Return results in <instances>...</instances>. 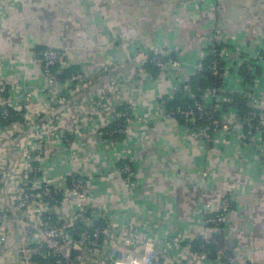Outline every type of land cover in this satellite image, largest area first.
<instances>
[{"label":"crops","instance_id":"0c3cea01","mask_svg":"<svg viewBox=\"0 0 264 264\" xmlns=\"http://www.w3.org/2000/svg\"><path fill=\"white\" fill-rule=\"evenodd\" d=\"M216 33L231 73L226 82L237 88L238 58L264 56V0H0V78L11 91L41 87L39 48L59 51L80 76L104 66L107 57L119 58L126 72L153 47L175 50L182 65L174 77L159 73L138 85L145 99L138 102L137 114L149 119L158 99L171 95L190 75ZM262 66L258 72L263 73ZM101 84L93 80L87 92L99 91ZM249 86L264 105V78H253ZM146 126L132 129V147L125 139L141 204L127 200L109 157L88 164L102 174L99 196L108 195L117 210H127L159 239L200 232L202 203L216 208L232 191L233 208L221 231L224 246L239 264H264V166L254 150L241 148L235 136L223 146L219 141L191 146L182 126L168 117ZM50 161L44 170L55 181L71 170L59 156Z\"/></svg>","mask_w":264,"mask_h":264},{"label":"built area","instance_id":"2783aa9c","mask_svg":"<svg viewBox=\"0 0 264 264\" xmlns=\"http://www.w3.org/2000/svg\"><path fill=\"white\" fill-rule=\"evenodd\" d=\"M221 43L222 40L216 33L207 45L209 51L204 52L194 63L190 75H197L203 69L202 60L207 53L215 57L210 67L212 75L223 82L230 77V70L224 64L225 50L223 46L220 48ZM119 44L122 45L123 42ZM174 52L176 51L160 46L153 47V56L139 60L138 69L132 76L139 78L141 75H149L145 67L148 64L156 67L159 72L180 68L182 62ZM36 55L41 60V74L47 84L46 99L54 104L68 95L86 91L88 88H83L82 80L93 81L87 76L57 79L52 69L56 65H70L66 63L63 55L53 48L38 50ZM243 64H246V69L254 78L255 66L264 64V58L259 57L255 61L243 58L239 66ZM110 65H114V62L106 59L104 66L108 68ZM130 84H119L113 87L114 91L106 90L105 87L96 91L98 93L95 96L86 94L79 105H71L72 108L59 117L60 131L54 136L71 133L69 126L74 118L67 114L75 109L89 118L102 119L104 127L125 123L124 129L118 124L116 130L108 133L109 137L113 134L124 135L125 129L135 122L145 125L156 117H168L177 121L175 117L179 116L184 119L185 126L182 128L188 138L196 144L207 145L220 141L221 133H225L221 142L224 145L230 143L228 140L231 135L226 132L228 128L222 120L223 116L227 118L230 112L214 117L215 111L220 110L218 106L209 110L203 103H198L196 112L190 109L184 111L181 108L167 111L163 105L157 103L155 113L149 119L143 118L137 114L136 106L139 101L131 95L130 89L138 87L139 80ZM240 84V87L228 91L205 90L202 99L206 104L213 99L218 104L229 103L235 106L230 115H233L240 128L238 135H235L236 143L241 148L254 150L255 160L264 166L262 96L253 91L249 84L242 81ZM56 85L62 86L64 90L53 92ZM234 94L240 95L241 102L248 107L244 118L238 115ZM37 99L38 94L35 91L17 92L7 89L0 78L1 117L8 120L12 110L22 118L21 122H13L0 128V264H225L222 261V250H216L212 257L203 245L200 250L195 249L194 242L200 237L207 244L210 232L223 230L233 208L234 192H226L216 208L208 202L202 203L199 214L200 232L190 235H167L156 239L145 224L137 223L128 217L127 210L114 208L112 203L108 202V195H97L96 188L101 176L97 177L100 172L82 166L58 181L46 173V146L43 144L46 134L40 131L42 128L37 124ZM45 106L46 104L43 105L44 108ZM121 106L123 108L118 111L117 108ZM202 120L210 122L209 126H198ZM243 126L246 127L245 132ZM100 133L103 141L105 138L102 129ZM108 142L114 143L118 151L113 165L122 158H127L124 148H119V144L111 138ZM117 171L127 200L140 205L137 201L138 188L134 166L125 163ZM129 209L133 212L132 206ZM97 222H100V225H97ZM231 261L228 264H232Z\"/></svg>","mask_w":264,"mask_h":264},{"label":"rangeland","instance_id":"374dc122","mask_svg":"<svg viewBox=\"0 0 264 264\" xmlns=\"http://www.w3.org/2000/svg\"><path fill=\"white\" fill-rule=\"evenodd\" d=\"M175 56L177 55L178 60L180 62L181 58L179 57L177 52H174ZM106 59H110V62H114V65H110L107 67L100 66L94 71L88 72L85 77H91L94 82H102L101 87H98L97 90H102L106 87V90L114 91L113 87H116L119 84H122L124 86L131 85L130 82L139 80V84L142 83L144 80L149 78V75H141L139 78L133 77L132 73L137 71L138 69V63L139 60H136L132 66V68L127 69L126 72L122 71V68L125 66L121 65V62L118 61L119 58L117 57H107ZM131 62V61H130ZM111 64V63H110ZM118 64V65H117ZM130 70V71H129ZM174 71H178L179 68L172 69ZM168 71H160V73H164ZM169 74V72H168ZM138 84V85H139ZM46 82L41 87H38L33 90H27L29 92H37L38 94V106L36 107L38 110L37 116V124L38 127H41V132L46 134L44 136V146L46 155L44 156L45 160H50L53 156H59L60 163L63 165H68L71 167L68 174L77 168H80L82 166H90L88 164H94L99 163L101 161H108V157L110 158L109 161H112L113 163L117 159L118 151L115 149L114 143H109L108 139L101 140L100 137V131L105 125L104 121L99 118H89L87 116H84L83 113H78L75 109H73L72 112H69L67 115H69L72 119L71 126L69 128L71 129V133H65L64 135L60 137L54 136L60 131L61 123H59V117L63 114H65L69 108H72L71 105L73 104H80V100L86 95L89 94L86 91L84 92H78L71 95H68L66 98H62L59 103L54 104L53 102L49 101L46 96L47 90ZM131 89V95L134 98H138V101H143L145 99L144 94L142 93V90L139 87H136L135 89ZM64 88L60 85H56L53 92L63 91ZM230 92V91H229ZM98 92H95L92 94V96L97 95ZM55 95V93H54ZM45 108H43V105H45ZM155 113V110L153 114ZM232 111H230V114ZM225 118L223 116V123L227 126L228 130L226 132H229L231 136L238 135L239 131V125L236 123V121L233 118V115H230ZM79 115V116H78ZM156 117V116H155ZM161 118H155L154 120H158ZM227 119V120H226ZM153 121V120H152ZM147 121V122H152ZM102 124H104L102 126ZM147 124V123H146ZM145 125L140 124L139 122H135L127 127L125 129V139L128 138L130 141L128 145L132 147V132L134 128H145L147 127ZM50 134V135H47ZM225 133L219 134V137L222 139ZM59 136V135H58ZM125 139L123 142H121V145L125 143ZM134 141H137V139H133ZM189 143L191 146H195L196 143L191 141L189 138ZM219 141V146H223L224 144ZM57 147V148H56ZM126 150L127 159L130 158V160L133 158V153L131 152L130 148L129 151L131 152V155L128 152V149L125 145L121 146ZM128 147V146H127ZM98 148L99 151L93 152L92 150H95ZM134 160V159H133ZM113 163L111 166H114ZM104 170V168L102 169ZM98 171V170H95ZM100 172V171H98ZM101 173V172H100ZM98 174L99 178L102 176V174ZM67 174V175H68ZM115 208V206H114Z\"/></svg>","mask_w":264,"mask_h":264},{"label":"trees","instance_id":"16d2710c","mask_svg":"<svg viewBox=\"0 0 264 264\" xmlns=\"http://www.w3.org/2000/svg\"><path fill=\"white\" fill-rule=\"evenodd\" d=\"M222 46H223V44L221 43L220 48H222ZM43 49H45V48H39L38 50L40 51ZM208 51H209V48H207L205 50V52H208ZM148 56H149V58H151L153 55H152V53H149L147 56H144V57H148ZM260 57H262V56H260ZM142 58L143 57L139 56V59L137 58L136 60H141ZM243 58L244 57L240 56L238 58V63L240 62V60H243ZM262 58H264V56ZM214 59H215L214 56H212L211 54L205 53L204 59L202 60L203 69L197 75H189L184 82H181L180 84H178L176 90L171 95L162 96L161 98L158 99L157 103L160 105H163V107L167 111H171V110H174L177 108H181L184 111L190 109V110H193L194 112H196V104L203 103L205 106H207V108L209 110H213L217 106L220 108V110L218 112L215 111L214 117H217L221 114L229 113L233 108H235L234 105L229 104V103L218 104L213 99L207 101V104H206L204 102V100L202 99V94L205 90H214V89H216V90L222 89L223 90L224 89V90L228 91V90L235 89V88L231 89L228 86L226 81L223 82L220 78L212 75L210 67H211L212 61ZM222 65L224 66L223 62H222ZM260 66H261V64H259L258 66H255V69H256L255 77L264 78V71H263V73L258 72L259 69L261 68ZM145 67L147 69V73L152 78L157 77L160 73L156 67L150 66L149 64L146 65ZM236 67L237 68L235 70V73L238 75L240 80L243 83L249 84V82H251V80L253 78H252L251 74H249L248 70L246 69V64H243L240 66L236 64ZM262 67L264 68V66H262ZM52 72L54 73V76L60 80L69 79L73 76L79 77V78L84 77V76H80L79 68L77 66H74V65L67 66V67H60V66L56 65V67L54 69H52ZM168 72H169V75H171L172 77H174L176 74L175 73L176 71H174V70H171ZM81 82H82L83 88L87 89L88 87L91 86L92 80L86 79V80H82ZM240 86H241V84L238 87H240ZM7 89H9V88L7 87ZM5 96H7V94ZM233 99L237 105L236 109L238 111L239 117L244 118L247 111H248V107H246V105L243 102H241L240 95L234 94ZM122 108H123V106L117 108V110L120 111ZM0 113H1V110H0ZM175 119L178 121V122L177 121L176 122L180 126H182V127L185 126V122H184L183 118H180L179 116H177V117H175ZM21 121H22L21 115L13 112L11 110L8 120H4L0 115V128L5 127L7 124H10L13 122L15 123V122H21ZM209 123L210 122H208L206 120H202L198 123V126L205 128V126H209ZM118 124L123 129L125 128V123L122 122V123H116V124H109L108 126L103 127L102 131L104 133L103 137L105 139H110V138L113 139L114 142L119 144L118 147L120 148L122 146L121 142H123L125 139V135L113 134L110 137L108 136L114 130H116L118 128ZM242 128H243V131L245 132L246 127L243 126ZM108 133H110V134H108ZM50 162H51L50 160H46L45 164L46 163L48 164ZM125 163H129V164H132L134 166L133 161H131L130 159H127V158H122L121 160H119V162L116 165L114 164V168H113L114 172L117 173L118 172L117 169L121 168ZM119 178H120V176H119ZM66 180H67V182L69 181L68 176H67ZM96 192H97V195L101 194L100 190H97ZM96 224L100 225V222H97ZM201 245H203L204 248L206 250H208L211 253V256L213 257L216 250H221V247L224 246V239H223L221 232H210V239H209V243H207V244H205L204 241L200 237H197V240L194 242L195 249L200 250ZM222 261L225 264H228L231 261V254H229L228 258H225L223 256Z\"/></svg>","mask_w":264,"mask_h":264},{"label":"water","instance_id":"95a60500","mask_svg":"<svg viewBox=\"0 0 264 264\" xmlns=\"http://www.w3.org/2000/svg\"><path fill=\"white\" fill-rule=\"evenodd\" d=\"M221 250H222V252H223V255H224V257L225 258H228L229 257V250L225 247V246H223V247H221ZM232 264H239L238 262H237V260L236 259H232Z\"/></svg>","mask_w":264,"mask_h":264}]
</instances>
